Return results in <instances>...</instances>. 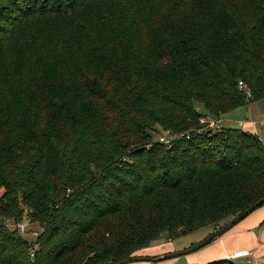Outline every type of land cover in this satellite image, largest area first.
<instances>
[{"label":"trees","instance_id":"obj_1","mask_svg":"<svg viewBox=\"0 0 264 264\" xmlns=\"http://www.w3.org/2000/svg\"><path fill=\"white\" fill-rule=\"evenodd\" d=\"M89 1L0 0V67L30 17L79 14L91 50L63 82L0 86V264H113L264 197V141L198 122L264 98V0H171L151 19L101 8L100 21L84 16ZM157 130L174 135L167 147L148 142ZM23 220L34 241L8 228Z\"/></svg>","mask_w":264,"mask_h":264},{"label":"rangeland","instance_id":"obj_2","mask_svg":"<svg viewBox=\"0 0 264 264\" xmlns=\"http://www.w3.org/2000/svg\"><path fill=\"white\" fill-rule=\"evenodd\" d=\"M128 2V6H121L118 4V0H90L87 5L85 4L83 11L84 16L88 17L93 14L95 10H98L94 14V18L97 21H100V17L104 13L100 11L101 8L110 10L111 14H114L115 12L122 13L125 7H130L139 8L143 19H151L154 15L160 14L169 7L174 8L171 4V0H128ZM66 15L69 16V14ZM78 17L79 14H77L76 18L74 19L70 16V19H68L64 15L56 16L54 14H51L46 18L30 17L27 18L20 27L17 26L18 30L13 36L11 50L8 52L7 56L1 57L2 66L0 67V86L2 83H5L8 78H16V76H18L19 79L26 73L32 76L30 79H34L39 75H51L56 80H61V82H63L62 76H64L67 71L70 72V70L74 67L85 68L87 66L85 60H89L91 58L89 56L91 54V50L89 48L88 42H85L84 38L80 35L79 28L77 29V25L78 27L85 26L82 19ZM95 28L91 30H94V40L97 41H101L102 39L106 38L104 36L108 35L110 31L109 26L99 27L100 29ZM106 29L107 31L104 32ZM70 32H72L71 36ZM53 56H56L58 60L59 66L57 68V72L59 71V75L57 76L54 61H51V57ZM17 58H20V60L18 62L17 60L14 62L13 60ZM37 63L44 65H42L39 69V72L36 73V68H32L31 70V67ZM27 68L29 72H27ZM33 70L34 75L32 74ZM34 81L35 80L28 81V79L24 76L22 77V80H20V83H26L25 85H30ZM8 84L13 86V88L15 87V84L13 85V81L9 82ZM244 89L248 93L247 94L244 92L245 97L247 99H251L250 91L247 90L246 86ZM1 100L2 93L0 90V101ZM219 118L221 121L220 124L218 122ZM219 118H215L218 123L216 131L231 127L229 125H223L224 123H234V125H236L234 126L235 128L242 130V126H237L235 121L237 122L246 120L247 122H251V129L253 128L255 134L264 141V98L251 100L250 102L245 103L243 106L236 108V110H233L230 114H226L222 117L219 116ZM198 131H200V133L203 132L201 129ZM216 131H212L211 133ZM163 134L164 133L161 131L158 133V130L157 132H150L148 134V142L152 143L154 141H158L159 143H164V146L167 147V143L165 141L166 139L163 137ZM261 205V207H264V203ZM34 227V224L30 225L27 223V228L32 229ZM8 228H14L12 222H8ZM34 229L35 231L37 230V228ZM214 230H216V228ZM211 232L212 227L206 226L196 231L177 236L171 240H166L165 236L162 234L158 240L150 245L148 251H141L137 256L157 257L164 254L162 251L165 249V247L169 248V251H181L194 245ZM34 238L30 241H34ZM209 245L210 244H207L187 254H183L171 259L156 261L154 263L167 264L168 262H171V264H206L212 262L209 260ZM33 247H36V244H33ZM149 263L150 262L147 261H135L126 264Z\"/></svg>","mask_w":264,"mask_h":264},{"label":"crops","instance_id":"obj_3","mask_svg":"<svg viewBox=\"0 0 264 264\" xmlns=\"http://www.w3.org/2000/svg\"><path fill=\"white\" fill-rule=\"evenodd\" d=\"M218 122L220 124V119ZM235 123L237 126L241 125L242 130L255 134L254 129L252 128V130L250 126L251 122L244 120L235 121ZM223 125L236 126L234 123H224ZM261 206L255 208L228 231L209 243V260L228 259L241 264H264V207ZM162 252L171 251L165 247ZM167 264H171V262Z\"/></svg>","mask_w":264,"mask_h":264},{"label":"water","instance_id":"obj_4","mask_svg":"<svg viewBox=\"0 0 264 264\" xmlns=\"http://www.w3.org/2000/svg\"><path fill=\"white\" fill-rule=\"evenodd\" d=\"M262 203H264V197L256 201L254 204L250 205L247 209L242 211L240 214L236 215L232 219H230L228 222H225L223 225L220 227L216 228V230L212 231L209 233L206 237L195 243L194 245L188 247L187 249L181 250V251H171L164 253L160 256L157 257H144V256H135V257H129L126 259H123L121 261H118L113 264H126L129 262H135V261H147L150 263H154L156 261H161V260H166V259H171L183 254L190 253L192 251H195L210 242H212L214 239L218 238L221 234L224 232L228 231L233 225H235L237 222H239L241 219H243L245 216H247L250 212H252L255 208L260 206Z\"/></svg>","mask_w":264,"mask_h":264},{"label":"built area","instance_id":"obj_5","mask_svg":"<svg viewBox=\"0 0 264 264\" xmlns=\"http://www.w3.org/2000/svg\"><path fill=\"white\" fill-rule=\"evenodd\" d=\"M237 87H238V90L243 91V92H246V90L244 89L245 88V85L241 81H239L237 83ZM198 122L200 124H205L206 125V128H209L211 130H216L217 129V126H218L217 121L215 119H212L209 116H204V117L199 118L198 119ZM163 133H164L163 134L164 135L163 137L166 139L165 141H168L169 139H172L174 137V135H171V134H169L166 131H164ZM13 227L15 228L16 232L21 237H23L24 239H26L27 241L32 240L34 238V236H36V231H35L34 228H32V229L27 228L26 220H23V221H21L19 223L14 224Z\"/></svg>","mask_w":264,"mask_h":264}]
</instances>
